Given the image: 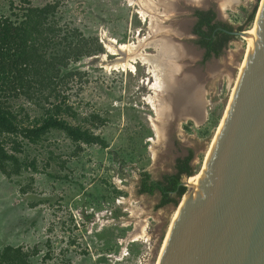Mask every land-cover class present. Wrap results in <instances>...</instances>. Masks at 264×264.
I'll use <instances>...</instances> for the list:
<instances>
[{
    "label": "rangeland",
    "instance_id": "374dc122",
    "mask_svg": "<svg viewBox=\"0 0 264 264\" xmlns=\"http://www.w3.org/2000/svg\"><path fill=\"white\" fill-rule=\"evenodd\" d=\"M24 1L0 0V16H10L12 6L18 12L26 6ZM31 1L43 6L56 0ZM156 1L157 9L151 12L155 32H151L150 21H143L137 13L139 6H130L129 0H60L58 16L63 24L97 37L110 62L116 56L107 53L109 38L137 45L151 34L146 42L152 44L146 43L143 51L154 56L173 29L169 18L160 17L167 2L161 6ZM216 1L221 20L238 30L254 27L255 20L249 25L248 17L259 9L261 0H237L230 7L223 6L224 0ZM247 50V39L236 37L220 57L209 61L212 66L220 65L234 56L230 74L217 72L208 77L202 93L205 122L197 125L186 119L164 141L155 127L160 119L144 100L151 94L143 84L148 78L144 66L137 63L135 73L109 71L104 67V54L72 65L65 74L75 75L63 83V90L74 115L68 113L64 118L99 136L107 147L76 145L57 130L39 144L26 141L19 157L35 162L37 171L24 169L11 179L0 171V252L9 246L23 248L29 264H156L175 205L157 209L160 194L141 195L140 175L148 171L159 180L171 174L176 159L186 156L189 149L194 151L195 175L201 172ZM14 104L27 108L31 120L41 112L24 100ZM135 232L143 237L130 242Z\"/></svg>",
    "mask_w": 264,
    "mask_h": 264
},
{
    "label": "water",
    "instance_id": "95a60500",
    "mask_svg": "<svg viewBox=\"0 0 264 264\" xmlns=\"http://www.w3.org/2000/svg\"><path fill=\"white\" fill-rule=\"evenodd\" d=\"M167 1L159 0L161 6ZM171 1L174 8H166L160 16L169 18L173 26L168 31L169 41L174 47H190V41L200 54L191 28L195 19L189 16L196 10L218 12L217 1L207 0L202 5L194 0ZM257 18V43L251 44L202 183L197 184L196 193L194 186L191 188L171 227L159 264H264V1L255 22ZM246 32L234 35L244 38ZM201 97L202 118L197 125L207 116ZM173 111L170 135L180 122L193 118L190 110L178 104ZM191 177H186L182 185L189 188L187 180Z\"/></svg>",
    "mask_w": 264,
    "mask_h": 264
},
{
    "label": "trees",
    "instance_id": "16d2710c",
    "mask_svg": "<svg viewBox=\"0 0 264 264\" xmlns=\"http://www.w3.org/2000/svg\"><path fill=\"white\" fill-rule=\"evenodd\" d=\"M24 3L26 6L18 12L12 6L10 16H0V171L9 179L20 176L24 169L37 171L35 162L22 160L19 154L24 151L26 141L39 144L52 130L64 132L76 145L107 147L93 132L65 120L64 115L70 113L72 107L67 104L63 90V83L75 75L65 74V71L85 58L104 54V47L97 37L63 24L62 17L58 16L60 0L43 6H34L31 0ZM257 10L249 15V25L254 22ZM196 15L199 22L194 32L200 36L198 43L208 50V58L212 53L219 57L232 36L215 31L212 10L197 11ZM243 30V27L239 29ZM18 100L37 106L40 114L31 120L27 108L14 104ZM193 158L191 152L185 159H179L178 173L166 175L163 181L151 182L152 175L142 172L139 193L161 192L162 201L157 209L168 204L179 205V199L188 190L182 185V178L195 175L191 165ZM28 258L29 254L20 247L9 246L0 252V264H29Z\"/></svg>",
    "mask_w": 264,
    "mask_h": 264
},
{
    "label": "bare ground",
    "instance_id": "6f19581e",
    "mask_svg": "<svg viewBox=\"0 0 264 264\" xmlns=\"http://www.w3.org/2000/svg\"><path fill=\"white\" fill-rule=\"evenodd\" d=\"M207 0H194L193 2L196 4H204ZM220 1V0H219ZM223 1V0H222ZM264 0H261L260 7H262ZM226 2V4H225ZM174 1H167V9L174 8ZM236 4L237 0H224L222 4L224 7H227L232 4ZM130 6L138 5L139 9L137 13L140 15L143 21H150V29L151 32H155L154 26V18L151 12L158 6V2L156 0H129ZM160 5V4H159ZM221 8V7H220ZM221 10V9H220ZM221 12V11H220ZM260 12V11H259ZM257 22L254 24V27L247 31V36L244 37L248 41V50L245 56V59L242 64H240L238 78L235 81V85L232 89L230 99L228 101L227 107L225 109L222 121L212 138L211 144L209 146L206 160L201 172L198 175L192 176L187 180L189 184V191L181 201L177 210H175V214L172 218L168 233L166 235L165 241L162 245V249L159 253V258L156 264H159L161 255L168 238L171 227L181 210L191 188L194 186V193H196V188L198 183H202V178L204 175L205 166L211 151V148L215 145L216 138L225 122L227 114L230 109V105L233 101V97L241 77L242 71L244 69L245 63L248 58V54L250 51L251 44L257 43ZM155 34V33H153ZM169 34V33H168ZM156 35V34H155ZM151 34H149V38ZM149 38L145 37L143 39H139V44H120L116 39L109 38L108 43L105 44L107 48V53L112 56H116L114 61H109L107 55L104 54V62L106 69L111 70H124L135 73L137 68L136 64L140 63L142 66L146 68L147 79L143 80V84L149 86V90H151V94L146 97L145 102L154 109L157 114V117L160 119V125L155 126L158 138L164 136L166 139L169 138L170 132L172 131V119H173V109L174 105H179L181 109L190 110L192 115V119L199 123L202 118V100L201 93L204 92V82L208 77L213 76L214 73L217 72H226L230 74L233 70V57H229L225 60L224 63L220 65H210L207 69V74H201L200 71L195 70L192 66V63L197 60V52L191 47H174L172 44L168 42V37L165 42L162 43L161 46H158V52L154 56H150L143 51L145 45L148 44L150 46L151 43H147L146 41ZM108 39V38H107ZM147 43V44H146ZM124 57H120V56ZM181 75V76H180ZM210 75V76H209ZM174 89V90H173ZM173 90V91H171ZM203 90V91H202ZM133 234L128 238L130 242H137L141 237H143V233Z\"/></svg>",
    "mask_w": 264,
    "mask_h": 264
},
{
    "label": "flooded vegetation",
    "instance_id": "af4514ba",
    "mask_svg": "<svg viewBox=\"0 0 264 264\" xmlns=\"http://www.w3.org/2000/svg\"><path fill=\"white\" fill-rule=\"evenodd\" d=\"M235 4V3H234ZM228 7H230V5L228 6ZM213 12H214V14H215V18L213 19V21H212V24L213 25H215L216 26V29H215V31H223V32H225L227 35H230V36H232V40L231 41H229L228 42V44L227 45H225L224 47H223V49H222V53H221V55L224 53V51L228 48V46H229V44L236 38V36L234 35V33H236V32H242V31H239L236 27H234L233 25H231V24H229L228 22H225V21H223V20H221L220 18H219V15H218V13L215 11V10H213V9H211ZM197 11H202V10H196L195 11V13H194V15H193V18L195 19V22H194V24L192 25V34L195 36V40H194V43H195V45H196V47L198 48V50L199 51H201V53L199 54V53H197L198 54V56H197V64L193 67L195 70H198V71H200V73L201 74H207V70H205V68H206V65H207V62H209L213 57H217L218 58V56H216L214 53H212L211 54V56L208 58L207 57V52H208V50L205 48V47H202L199 43H198V41L200 40V36H198L195 32H194V30H195V27H196V25H197V23L199 22V17L196 15V12ZM208 11H210V10H208ZM206 12V11H205ZM224 26H229V27H231L232 29L231 30H229V29H225V27ZM206 28L204 27V30H205ZM213 38H214V40H217V37L215 36V35H213ZM219 38H222V36H220ZM220 55V56H221ZM219 56V57H220ZM181 76V75H180ZM206 82L208 81V78L205 80ZM202 94V93H201ZM201 99H202V97H201ZM204 100V99H203ZM205 101V100H204ZM202 104H203V102H202ZM202 108V107H201ZM191 152H193L194 153V151L193 150H191V149H189V151H188V153H187V155L186 156H183V157H179V158H177L176 159V162H175V164H174V171L171 173V174H167V175H175V174H177L178 173V160L179 159H185L186 157H188L190 154H191ZM192 163V162H191ZM192 165V164H191ZM166 176V175H165ZM165 176H163L161 179H159V180H156V179H154V178H152V180H151V182L152 181H163L164 180V177ZM141 182H142V180H141V177H140V179H139V190H140V188H141ZM150 182V183H151ZM183 182V181H182ZM159 193L160 195V199H159V203L157 204V205H159L160 203H161V201H162V194H161V192H159V191H155L153 194H148V193H142L141 195H143V194H147V195H150V196H153V195H155L156 193ZM168 205H171V204H168ZM168 205H166V206H168ZM166 206H164V207H166ZM157 207V206H156ZM164 207H162V208H164ZM159 209H161V208H159Z\"/></svg>",
    "mask_w": 264,
    "mask_h": 264
}]
</instances>
